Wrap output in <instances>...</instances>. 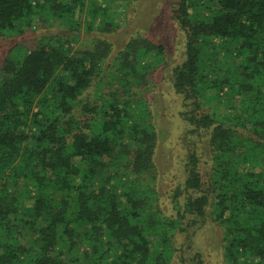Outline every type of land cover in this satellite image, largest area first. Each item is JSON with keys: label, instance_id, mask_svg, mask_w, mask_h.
<instances>
[{"label": "trees", "instance_id": "obj_1", "mask_svg": "<svg viewBox=\"0 0 264 264\" xmlns=\"http://www.w3.org/2000/svg\"><path fill=\"white\" fill-rule=\"evenodd\" d=\"M131 1L0 0V39L48 29L0 66V264H193L178 236L208 218L224 264H264V0L173 2L185 46L172 86L208 168L193 144L171 215L147 96L165 45L108 38Z\"/></svg>", "mask_w": 264, "mask_h": 264}, {"label": "rangeland", "instance_id": "obj_2", "mask_svg": "<svg viewBox=\"0 0 264 264\" xmlns=\"http://www.w3.org/2000/svg\"><path fill=\"white\" fill-rule=\"evenodd\" d=\"M174 0H132L121 2L117 12L122 15L120 29L108 38L113 41L118 50L136 33L146 34L156 43L165 45L167 63L152 77L149 87L148 103L153 115V122L158 133V143L154 161L158 170L157 191L160 194V205L164 212L171 215L176 211L171 204V195L185 177V158L193 144L200 154V168L204 172L208 168L205 154V139L190 133V126L184 120L182 112L192 108L186 105L183 95L177 93L172 86V69L183 59L185 39L172 13ZM83 18V14L79 15ZM46 28L28 29L20 35L7 36L0 39V66L10 54L24 53L34 47L39 35L46 33ZM213 91H209L212 93ZM225 92V91H224ZM228 97V96H226ZM212 105H219L216 99ZM219 105L222 111L231 112L229 104ZM236 105V103H234ZM182 203V200L180 201ZM179 244H183L182 253L187 263H193L191 258L197 252L202 255V264H224L223 227L210 218L201 227L192 232L189 241L178 236ZM180 254V252H178ZM170 264H184L175 257Z\"/></svg>", "mask_w": 264, "mask_h": 264}]
</instances>
